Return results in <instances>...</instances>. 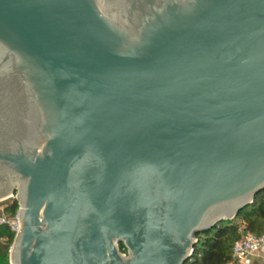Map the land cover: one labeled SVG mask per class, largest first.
I'll return each mask as SVG.
<instances>
[{
    "label": "water",
    "instance_id": "obj_1",
    "mask_svg": "<svg viewBox=\"0 0 264 264\" xmlns=\"http://www.w3.org/2000/svg\"><path fill=\"white\" fill-rule=\"evenodd\" d=\"M263 190L264 0H0L11 264H185Z\"/></svg>",
    "mask_w": 264,
    "mask_h": 264
},
{
    "label": "trees",
    "instance_id": "obj_2",
    "mask_svg": "<svg viewBox=\"0 0 264 264\" xmlns=\"http://www.w3.org/2000/svg\"><path fill=\"white\" fill-rule=\"evenodd\" d=\"M8 210L15 213L19 208L16 198L7 199ZM6 200V201H7ZM236 219H241L245 230L252 234L264 232V190L254 203L245 208L237 218L224 221L212 230L199 233L192 257L185 264H229L233 261L232 247L240 237ZM14 242V234L6 227H0V264H11L9 250Z\"/></svg>",
    "mask_w": 264,
    "mask_h": 264
},
{
    "label": "built area",
    "instance_id": "obj_3",
    "mask_svg": "<svg viewBox=\"0 0 264 264\" xmlns=\"http://www.w3.org/2000/svg\"><path fill=\"white\" fill-rule=\"evenodd\" d=\"M0 201V227H6L14 234V240L20 231L19 209L15 213L8 210V204ZM14 243V242H13ZM12 243V245H13ZM12 248V246H11ZM264 248V235L258 236L252 233H247L239 238L232 247L233 261L229 264L244 263L250 256L257 254ZM122 252L127 254V250L122 247Z\"/></svg>",
    "mask_w": 264,
    "mask_h": 264
},
{
    "label": "rangeland",
    "instance_id": "obj_4",
    "mask_svg": "<svg viewBox=\"0 0 264 264\" xmlns=\"http://www.w3.org/2000/svg\"><path fill=\"white\" fill-rule=\"evenodd\" d=\"M8 202H9L8 200L3 202V205L7 204ZM236 222H237V233L240 238L244 236L245 234L250 233V232H247V230H245V225L241 219H236ZM262 233L264 232H261L259 234H262ZM10 252H11V248L9 250V261H10ZM239 264H264V248L261 249L257 254L250 256L246 261H244V263H239Z\"/></svg>",
    "mask_w": 264,
    "mask_h": 264
},
{
    "label": "flooded vegetation",
    "instance_id": "obj_5",
    "mask_svg": "<svg viewBox=\"0 0 264 264\" xmlns=\"http://www.w3.org/2000/svg\"><path fill=\"white\" fill-rule=\"evenodd\" d=\"M16 193V192H15ZM11 198H16L17 199V197H16V195L15 196H13V197H11ZM18 200V199H17ZM19 202V201H18Z\"/></svg>",
    "mask_w": 264,
    "mask_h": 264
}]
</instances>
